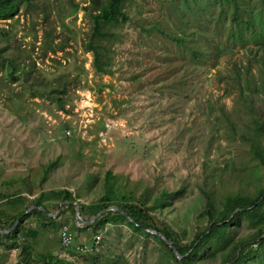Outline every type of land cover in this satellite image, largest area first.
I'll return each mask as SVG.
<instances>
[{"label": "rangeland", "instance_id": "rangeland-1", "mask_svg": "<svg viewBox=\"0 0 264 264\" xmlns=\"http://www.w3.org/2000/svg\"><path fill=\"white\" fill-rule=\"evenodd\" d=\"M97 1L19 0L14 13L0 17V220L7 227L21 210L29 213L17 217L23 222L14 235L5 236L13 228L0 232V264L20 262L18 240L29 228L37 231L28 238L34 255L71 264H158L155 243L125 220L90 226L109 209L76 220L74 203L97 202L107 170L120 190L138 197L145 189L149 202L165 189L163 209L154 212L186 239L199 220L200 189L254 190L257 166L258 175L264 171L229 125L239 129L251 117L230 72L236 61L241 71L248 64L258 73L263 1L126 0L127 19L94 42L102 71L85 47ZM234 3L256 32L229 34ZM64 190L71 201L60 199ZM17 191L20 199L9 198ZM39 194L54 225L31 213L37 207L28 202ZM240 218L247 234L248 220ZM62 224L72 234L67 245Z\"/></svg>", "mask_w": 264, "mask_h": 264}, {"label": "trees", "instance_id": "trees-1", "mask_svg": "<svg viewBox=\"0 0 264 264\" xmlns=\"http://www.w3.org/2000/svg\"><path fill=\"white\" fill-rule=\"evenodd\" d=\"M18 1L0 0V17H8L14 13ZM262 1L264 3V0ZM125 2L126 0L97 1V10L91 14L92 30L85 47L92 50L93 63L97 70H104V61L98 50V44L94 42L98 38L111 36L112 32L109 30L111 24L127 19L128 14L124 9ZM234 6L231 15L234 28L229 29V34L233 36V39H236L237 36L240 37L243 30L256 32L253 20L251 18L243 20L237 13L238 6L235 3ZM176 39L185 41L186 37L178 36ZM217 47L220 50L223 46L220 44ZM194 53L195 56L200 54V48L199 52L195 50ZM260 61L262 64L255 75L251 72L248 64L243 65L241 71L237 62H232L230 72L232 84H237L240 98L247 110L251 111V117L239 129H236L237 126L233 121H229V125L232 131L238 133L241 140L245 142L248 152L264 167V57H261ZM245 89L251 92H246ZM257 171L254 172L258 180L254 184V190L224 191L222 185H219L217 190L215 188L200 189L202 202L199 204L201 210L197 215L199 220L196 221L193 233L188 239L182 237V233H178L171 224L164 221V218L161 219L154 212L156 207H159L160 211L163 209L164 201L168 197V192L165 189H161L157 194L154 193L151 202H149L145 189L137 197L133 192H125L120 190L117 185L115 186L114 181L117 175L110 170H107L105 175V192L98 197L97 202L94 201L90 205L78 203V207L80 213L89 212L90 216L111 205L119 206L122 211L109 209L107 212L98 215L90 226L101 228L106 219L115 222L125 220L137 235L149 237L155 243L158 264H213L212 261L216 260L217 256H219V261L216 264H252V259L257 264H264V179L262 184L259 180V176H264V171L261 175H258ZM183 187L184 185L180 189ZM180 189L173 192L181 194ZM19 192H15L9 198L17 197L20 199ZM69 196L70 191L64 190L60 199L71 201ZM28 203V205H40L48 210L42 201L41 194L29 200ZM67 206H71V204ZM32 212L45 218L52 225L56 223L54 217L39 208H33ZM28 214H24L23 209L16 216L11 217V222L7 227L0 220V227L9 228L17 217H21L22 220ZM240 217L248 220L250 229L247 234L240 230L242 228L239 225L242 221ZM200 218H204V220L202 221ZM22 222L19 221L12 231L5 236L17 233L21 229ZM148 229H155L168 238L182 255V258L179 260L172 246L159 234L149 232ZM36 234V230L29 228L22 233V238L19 237L18 245L22 250L19 254L22 257L18 264H28L38 260L42 261V264H71L53 254L40 253L34 255L32 244L28 238L34 237Z\"/></svg>", "mask_w": 264, "mask_h": 264}, {"label": "water", "instance_id": "water-1", "mask_svg": "<svg viewBox=\"0 0 264 264\" xmlns=\"http://www.w3.org/2000/svg\"><path fill=\"white\" fill-rule=\"evenodd\" d=\"M74 205H75V207H76L75 218H76L77 221H81V222H88V221H90L92 218L96 217V215L100 214V213L103 212L104 210H108V209H117V210L122 211V209H121L119 206L113 205V206H111V207H107V208H103V209H101L99 212H97L96 214H94L91 218H89V219L86 220V219H83V218L80 216V213H79V210H78V205H77V203H74ZM33 206H36L37 208H39V209H41V210H43V211L49 213L50 215H54V213H50V212H48L44 207H42V206H40V205H33ZM58 209H59V208H58ZM18 219H19V218H17V219L14 221L13 225H12L11 227H9V228H1V227H0V232H8V231H10V230L13 228V226L16 224V221H17ZM148 230H149L150 232H153V233H157V234H159L164 240H166V242H167L170 246H172V248H173V250H174V252H175L177 258H178L179 260L182 258V255L177 251V249L174 247V245L172 244V242H171L168 238H166L163 234L159 233V232L156 231L155 229H148Z\"/></svg>", "mask_w": 264, "mask_h": 264}, {"label": "built area", "instance_id": "built-area-1", "mask_svg": "<svg viewBox=\"0 0 264 264\" xmlns=\"http://www.w3.org/2000/svg\"><path fill=\"white\" fill-rule=\"evenodd\" d=\"M60 239L62 244H69L72 241V234L70 232V228L67 225H63L61 226L60 229Z\"/></svg>", "mask_w": 264, "mask_h": 264}]
</instances>
